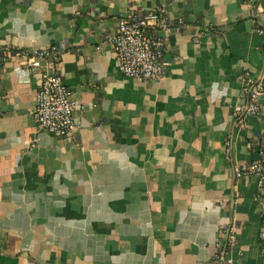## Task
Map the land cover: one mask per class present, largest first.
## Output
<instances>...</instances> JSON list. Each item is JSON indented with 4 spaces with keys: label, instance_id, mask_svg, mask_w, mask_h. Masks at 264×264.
I'll return each mask as SVG.
<instances>
[{
    "label": "crops",
    "instance_id": "1",
    "mask_svg": "<svg viewBox=\"0 0 264 264\" xmlns=\"http://www.w3.org/2000/svg\"><path fill=\"white\" fill-rule=\"evenodd\" d=\"M162 4L185 23L169 37L167 71L124 76L109 40L118 13ZM263 11L264 0H0V44L66 40L57 66L78 129L66 140L36 126L45 61L19 76L25 57H11L0 74V264H216L228 228L232 264H264V186L258 199L255 176L233 175L264 139V97L244 128L233 116L237 77L264 81L252 17Z\"/></svg>",
    "mask_w": 264,
    "mask_h": 264
},
{
    "label": "built area",
    "instance_id": "2",
    "mask_svg": "<svg viewBox=\"0 0 264 264\" xmlns=\"http://www.w3.org/2000/svg\"><path fill=\"white\" fill-rule=\"evenodd\" d=\"M255 30L264 35V11L253 14ZM256 21V22H255ZM185 23L181 18L172 19L167 5L162 4L151 9H143L135 5L129 6L117 15V27L110 34L114 56L119 71L126 77L142 82H157L165 74L170 64L169 37L173 32L181 31ZM205 32H209L205 28ZM67 42L62 40L47 47L24 49L10 43L0 44V74L11 57H25L18 75L45 66L40 71V81L35 93L32 115L38 128L55 136L73 140L78 136L73 112L76 108L71 98V91L62 79L57 61L66 49ZM264 57V41L261 45ZM241 86V103L233 110L235 125L242 129L246 118L258 116L264 97V81L260 76H251L244 72L237 77ZM231 132L227 130L224 137L225 152L229 156ZM250 148L256 156L242 163L233 165L236 180L250 176L257 178L256 198L264 186V139L257 136L250 142ZM227 231L224 241H216V252L213 260L216 264H232L231 250L235 247V238ZM260 240L264 243V233ZM264 245V244H263ZM264 250V246H263Z\"/></svg>",
    "mask_w": 264,
    "mask_h": 264
}]
</instances>
